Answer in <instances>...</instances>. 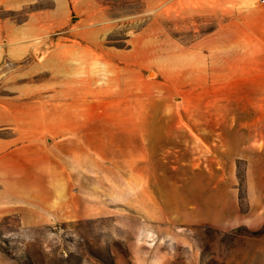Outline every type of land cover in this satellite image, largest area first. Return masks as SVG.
<instances>
[{"label":"rangeland","instance_id":"rangeland-1","mask_svg":"<svg viewBox=\"0 0 264 264\" xmlns=\"http://www.w3.org/2000/svg\"><path fill=\"white\" fill-rule=\"evenodd\" d=\"M1 140L0 264H264V0H0Z\"/></svg>","mask_w":264,"mask_h":264},{"label":"crops","instance_id":"crops-1","mask_svg":"<svg viewBox=\"0 0 264 264\" xmlns=\"http://www.w3.org/2000/svg\"><path fill=\"white\" fill-rule=\"evenodd\" d=\"M6 145L5 141H0V152L2 150H5ZM5 169L0 167V182H3L5 184ZM33 177H27L20 179V176L18 177H11L10 175V185L13 187L12 190H10V194L13 196H16L17 194L24 195L25 197L29 199H36L40 201H44L45 203H48V200L51 198L52 194L49 192V189L44 185L45 182L48 181L46 179V173L45 172H39L36 176L33 174ZM2 176V177H1ZM8 176V175H7ZM35 176L39 179V181H36ZM9 178V176H8ZM2 180V181H1ZM46 180V181H45ZM22 185V189L24 191H19L21 189L15 187H20ZM29 187V189H28ZM25 189H28L25 191ZM17 190V191H16ZM5 190L0 189V204H3L2 208L0 207V214L1 212L4 213L5 210ZM62 207H65V204H62ZM31 217V220H34L36 215L29 212L28 214ZM65 215V213H63Z\"/></svg>","mask_w":264,"mask_h":264}]
</instances>
